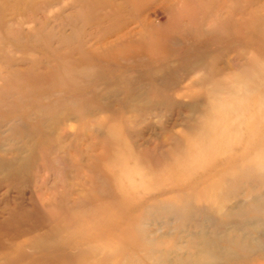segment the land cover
<instances>
[{
	"label": "rangeland",
	"instance_id": "rangeland-1",
	"mask_svg": "<svg viewBox=\"0 0 264 264\" xmlns=\"http://www.w3.org/2000/svg\"><path fill=\"white\" fill-rule=\"evenodd\" d=\"M0 264H264V0H0Z\"/></svg>",
	"mask_w": 264,
	"mask_h": 264
}]
</instances>
